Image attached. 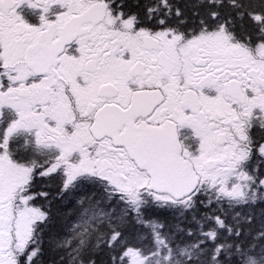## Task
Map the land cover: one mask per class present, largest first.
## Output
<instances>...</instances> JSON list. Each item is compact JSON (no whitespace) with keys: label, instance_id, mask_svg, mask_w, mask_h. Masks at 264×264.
I'll list each match as a JSON object with an SVG mask.
<instances>
[{"label":"snow or ice","instance_id":"obj_1","mask_svg":"<svg viewBox=\"0 0 264 264\" xmlns=\"http://www.w3.org/2000/svg\"><path fill=\"white\" fill-rule=\"evenodd\" d=\"M0 264H264V0H0Z\"/></svg>","mask_w":264,"mask_h":264}]
</instances>
